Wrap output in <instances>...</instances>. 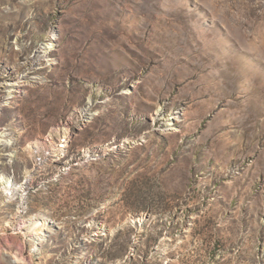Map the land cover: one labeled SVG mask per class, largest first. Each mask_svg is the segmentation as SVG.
I'll list each match as a JSON object with an SVG mask.
<instances>
[{"label":"rangeland","instance_id":"rangeland-1","mask_svg":"<svg viewBox=\"0 0 264 264\" xmlns=\"http://www.w3.org/2000/svg\"><path fill=\"white\" fill-rule=\"evenodd\" d=\"M0 141V264H264V0H0Z\"/></svg>","mask_w":264,"mask_h":264},{"label":"bare ground","instance_id":"bare-ground-1","mask_svg":"<svg viewBox=\"0 0 264 264\" xmlns=\"http://www.w3.org/2000/svg\"><path fill=\"white\" fill-rule=\"evenodd\" d=\"M0 143H1V141H0ZM44 225H45V224H42V225L40 226V228H44ZM34 232H35V231H34ZM21 254H22V253H21ZM20 256H21V255H20ZM20 256H19V257H20ZM19 257H17V258H19ZM23 259H24V258H23Z\"/></svg>","mask_w":264,"mask_h":264}]
</instances>
